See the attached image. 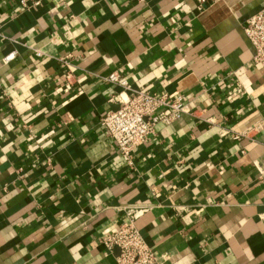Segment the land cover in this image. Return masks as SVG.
I'll use <instances>...</instances> for the list:
<instances>
[{
    "label": "crops",
    "instance_id": "crops-1",
    "mask_svg": "<svg viewBox=\"0 0 264 264\" xmlns=\"http://www.w3.org/2000/svg\"><path fill=\"white\" fill-rule=\"evenodd\" d=\"M198 4L0 0V264H115L99 238L126 206H147L136 224L162 264H264V66L242 30L264 0ZM110 72L190 108L132 168L99 125Z\"/></svg>",
    "mask_w": 264,
    "mask_h": 264
},
{
    "label": "built area",
    "instance_id": "built-area-1",
    "mask_svg": "<svg viewBox=\"0 0 264 264\" xmlns=\"http://www.w3.org/2000/svg\"><path fill=\"white\" fill-rule=\"evenodd\" d=\"M43 0H17V4L27 9L38 6ZM207 0H198V8ZM243 33L253 48L251 60L264 66V7L248 16L242 26ZM37 55L41 52L36 50ZM11 54L4 57L10 58ZM64 68L61 90L67 92L73 88V77L68 69V55L58 58ZM105 82L118 86L120 90L113 94L109 103L116 104L115 109H107L99 118L103 131L115 142L117 151L129 168L133 167L134 149L145 143L155 130L157 124H170L190 108L180 93H153L145 89L132 88L118 72H110L102 77ZM234 93L229 97H233ZM232 99V98H231ZM254 127L248 126L241 131H231L233 138L246 137ZM261 172V164L254 161ZM126 219L120 222L111 233L99 238V243L107 252L117 249L115 264H162L153 249L145 242L137 218L147 206H126ZM264 222V213L260 215Z\"/></svg>",
    "mask_w": 264,
    "mask_h": 264
}]
</instances>
